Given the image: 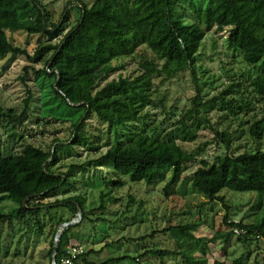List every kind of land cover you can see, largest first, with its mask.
Masks as SVG:
<instances>
[{
	"label": "trees",
	"instance_id": "trees-1",
	"mask_svg": "<svg viewBox=\"0 0 264 264\" xmlns=\"http://www.w3.org/2000/svg\"><path fill=\"white\" fill-rule=\"evenodd\" d=\"M78 10V21L69 29L66 25L68 11L55 24L39 0H0V60L8 55L24 56L35 62L45 60L43 69L33 68L35 75L52 80L51 92L78 116L73 113L62 117L68 120L70 116H76L72 123V142L66 147L73 149L90 145L84 125L92 117L107 125L110 132L117 127H126L128 123L101 112L98 100L106 92H124L125 87L133 90L142 76L151 80L152 89L149 93L153 94L154 79L162 78L163 82H169L184 73H190L196 95L190 100V108L178 131L164 138L128 132L124 143L116 133L117 144L111 146L104 155L87 164L72 165L66 172L57 170V151L63 147L59 141L55 142L58 144L55 149L42 148L26 141L20 155L0 158V197L18 206L12 213L0 214V227L5 223L16 222L31 227L34 221L35 232L43 233L45 224L42 217L53 206L66 208L74 216L81 214L85 220L84 197L56 201V205L51 206L42 204V201L68 186L74 171H82L89 165L103 167L112 163L118 178L112 183L113 188H121L125 177L133 183L154 185L170 174L164 187V192L168 194L184 173L185 165L196 161V156L179 143H193L198 139L199 127L189 122L210 124L209 115L214 111L221 113L226 120L250 115L256 119L257 107L250 101L226 97L224 94L206 98L202 94L199 74L205 72L199 67V62L207 34L213 29L218 33H228V49L240 56L244 64L259 68L257 75L251 78L250 86L264 105V0H212L205 8L198 7L190 0L189 9L180 5V0H96L91 6L80 4ZM8 32L41 35L48 39V43L39 45L31 56L26 49L10 41ZM58 39L60 41L56 42ZM126 63L136 65L138 75H121L111 80L121 69L120 66ZM24 70L27 73L28 67ZM21 79L25 81L24 77ZM46 93L50 94L49 88ZM136 94L146 105L155 109L158 107L149 96H144L142 92ZM31 101L32 94L29 93L21 115L15 109L0 107V123L11 122L15 128L23 127ZM47 103H44L46 112ZM151 116L147 115V118ZM132 122H145V119L135 117ZM212 130L217 141L229 151L232 139L214 128ZM249 134L256 141L264 139V117L254 120ZM20 138L24 139L22 135ZM191 185L193 190L210 202H220L228 211L223 218L228 231L213 240L223 241L225 253L236 229L242 232L238 242L245 247L264 239V216L252 225H246L243 221L234 223L229 216L231 209L221 196L224 190L256 193L262 206L264 151L245 152L239 156L226 153L212 162L202 160L191 179ZM101 208L103 211L106 209L105 206ZM50 219L54 220L52 216ZM56 220L58 227L70 222L61 218ZM174 230L183 236L194 237L196 227H169L163 232ZM66 235L67 230L57 245L51 242L50 264H62L63 259L69 257L63 248ZM92 254L80 255L72 263L81 260L84 264H95L88 260ZM250 254L242 255L232 264H248ZM179 256L183 258V264H208L205 257L189 258L179 251L160 248L146 250L137 257L125 255L111 258L102 264H123L128 261L141 264L142 258H157L165 264L166 258ZM214 264L225 263L216 261Z\"/></svg>",
	"mask_w": 264,
	"mask_h": 264
},
{
	"label": "rangeland",
	"instance_id": "rangeland-1",
	"mask_svg": "<svg viewBox=\"0 0 264 264\" xmlns=\"http://www.w3.org/2000/svg\"><path fill=\"white\" fill-rule=\"evenodd\" d=\"M95 1L39 0L55 24H58L68 11L69 19L66 25L69 29L78 21L79 5L91 6ZM193 1L198 7L205 8L212 0ZM189 3L190 0H180V5L187 9ZM8 37L15 46L26 49L31 56L39 45L48 43L44 36L29 35L25 32H8ZM227 37L228 33H218L216 29L207 34L199 62V67L205 72L199 74L202 94L206 98L224 94L226 97L250 101L257 107L256 119H262L264 105L259 102L260 98L250 86V80L257 75L259 68L247 66L240 56L230 51ZM58 41L60 39L56 40ZM124 66L125 68H122ZM25 67H28L27 73ZM44 67L45 60L35 62L24 56L8 55L0 60V107L5 110L15 109L17 114L21 115L25 100L29 93L32 94L23 127L15 128L11 122L0 123V158L20 155L26 141L52 149L58 147L55 142L59 141L63 143V147L57 149V170L66 172L72 165L87 164L104 155L111 146L117 144L116 133L124 143L127 141L125 135L128 132L137 135L148 133L164 138L167 134L178 131L190 108V100L196 95L190 73H184L169 82H163L162 78L154 79L153 94L149 93L152 89L151 80L142 76L133 90L125 87L124 92H106L98 100L97 105L101 112L112 115L128 125L114 128L113 132L111 129L110 132L107 125L92 117L84 125L90 145L71 149L66 145L72 142V123L77 113L67 108L62 100L51 92L52 80L35 75L33 68L40 70ZM120 68L111 80L121 75L128 77L139 73L134 64L126 63ZM22 77L25 81H22ZM48 88L49 95L46 93ZM137 92L154 99L158 107L155 109L146 105L138 98ZM44 103H47V112ZM73 113L76 116H70L68 120L62 119L64 115ZM147 115L152 116L147 118ZM135 117L145 119V122H132ZM256 119L250 115L226 120L221 113L214 111L209 115L210 124L189 122L190 125L199 127L198 139L193 143H179L186 151L196 156V161L185 165L184 173L168 194L164 192V187L170 174L165 180H159L154 185L133 183L125 177V180L122 179L121 188H113L112 183L118 178L112 163L103 167L89 165L82 171H74L69 185L55 196L43 200L42 204L51 206L56 205V201L76 196L84 197L86 219L83 220L81 214L74 216L66 208L53 206L51 211L46 210L42 217L45 224L43 233L35 232L34 221L31 222V227L17 222L3 224L0 227V264H50L51 242L57 245L66 230L68 235L63 240L65 251L82 247L81 255L93 252L88 260L95 264L125 255L137 257L153 248L176 250L189 258L205 257L208 264H214L216 261L232 264L233 260L251 252L248 264H264V239L245 247L238 242L239 235L235 234L227 246V253L223 250V241H213L217 235L228 231L223 221L228 211L220 202H210L193 190L191 185V179L202 160L212 162L226 153L239 156L245 152L264 151V139L259 142L249 134V128ZM212 128L232 139L229 151L217 141ZM21 135L24 139L20 138ZM221 196L231 209L229 216L234 223L243 221L246 225H252L264 216V199L260 207L261 202L256 193L224 190ZM113 199L116 201L111 202ZM102 206L106 207L105 211ZM17 207L13 201L0 197V214L12 213ZM58 218L70 222L58 227ZM70 223L75 225L70 227ZM176 226H195L194 237L183 236L178 230L163 232ZM143 237L146 238L140 239ZM183 262V258L179 256L168 257L164 263ZM140 263L162 264L157 258H142ZM72 264L84 263L79 260ZM123 264L138 263L128 261Z\"/></svg>",
	"mask_w": 264,
	"mask_h": 264
},
{
	"label": "built area",
	"instance_id": "built-area-1",
	"mask_svg": "<svg viewBox=\"0 0 264 264\" xmlns=\"http://www.w3.org/2000/svg\"><path fill=\"white\" fill-rule=\"evenodd\" d=\"M235 234L240 235L242 234L241 231H239L238 229H236ZM66 253L69 255L68 258L63 259L62 264H71L73 259L80 256L83 253L82 247H77V248H73L71 251H66Z\"/></svg>",
	"mask_w": 264,
	"mask_h": 264
},
{
	"label": "water",
	"instance_id": "water-1",
	"mask_svg": "<svg viewBox=\"0 0 264 264\" xmlns=\"http://www.w3.org/2000/svg\"><path fill=\"white\" fill-rule=\"evenodd\" d=\"M73 225H75L74 223H70V225L69 226H73ZM66 226H68V225H66Z\"/></svg>",
	"mask_w": 264,
	"mask_h": 264
}]
</instances>
